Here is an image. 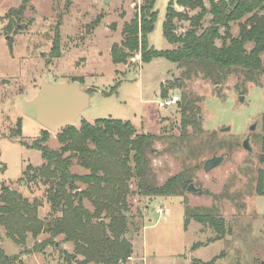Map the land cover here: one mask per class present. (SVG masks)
I'll use <instances>...</instances> for the list:
<instances>
[{"label":"rangeland","instance_id":"obj_1","mask_svg":"<svg viewBox=\"0 0 264 264\" xmlns=\"http://www.w3.org/2000/svg\"><path fill=\"white\" fill-rule=\"evenodd\" d=\"M144 1L28 0L22 15L7 17L9 8L22 0H0V193L2 186H8L29 202H37L38 216L46 224L60 215L50 209L52 181L28 180L32 173L26 171L27 165L44 162L40 151L31 145L45 128L22 112L21 102L32 98L48 81L76 80L89 89L90 100L74 126L97 118L130 120L138 132L157 136V154L151 158V166L158 184L190 169L191 182L203 189L185 190L181 196L130 193L124 236L132 243L133 257L124 264H264V193L257 191L264 163L259 160L261 142L256 137L262 131L264 76L260 86L246 83L245 89L236 86L234 74L219 87L201 76L185 80L180 87L181 68L165 57L142 62L136 53L125 62L114 63L112 46L121 45L125 23L139 12ZM168 1L154 3L157 19L148 43L157 50L176 46L163 35ZM205 5L209 6L207 0ZM177 10L193 15L199 8ZM210 17L209 13L204 16L202 27L208 25ZM175 24L179 34L189 28L185 19H175ZM231 27L236 35L238 23ZM251 46L247 44V48ZM261 58L264 61V51ZM175 94L179 96L175 105L157 108L160 98ZM184 94L194 100L198 117L195 124L186 126L180 116ZM253 123L255 128L250 131ZM227 127L229 130H224ZM60 131H49L48 147L60 148ZM248 134L252 151L242 146ZM222 153L225 156L219 165L203 169L206 159ZM70 170L79 175L89 173L76 158ZM134 182L130 181L131 191H135ZM77 185V192L86 187L80 181ZM83 203L93 209L87 198ZM186 206H215L225 220L223 237L212 241L216 231L195 220L184 228ZM48 235L43 231L34 239L27 233L25 243L18 244L0 225V246L6 254L17 257L13 264H64L59 248L73 253L74 243L63 241L62 234L55 237L57 246L48 244L43 250H32L35 242Z\"/></svg>","mask_w":264,"mask_h":264},{"label":"trees","instance_id":"obj_2","mask_svg":"<svg viewBox=\"0 0 264 264\" xmlns=\"http://www.w3.org/2000/svg\"><path fill=\"white\" fill-rule=\"evenodd\" d=\"M28 0L11 7L7 17H19ZM169 0L163 21V35L175 47L157 50L149 45L148 35L153 31L157 12L155 0H145L133 18L125 23L121 45L111 49L112 61L122 63L139 53L142 62L155 57H165L181 68L180 84L201 76L219 87L229 75L237 77V87L245 89L246 83L260 86L264 76V0ZM189 10L199 8L193 15L178 11L174 5ZM211 15L208 25L202 27L204 16ZM175 19L189 21V28L176 32ZM238 23L236 35L231 24ZM16 25V24H14ZM11 27L13 20H11ZM10 27V28H11ZM9 28V29H10ZM223 29V31H222ZM221 44L217 45L216 41ZM252 46L247 48V44ZM89 91V89H88ZM163 95L166 91L161 90ZM194 100L184 94L180 107L183 126L195 124ZM20 128V122H19ZM261 142L259 160L264 163V113L261 116ZM49 130L43 129L31 147L40 151L44 162L40 166L27 165L28 180L44 178L52 181L48 200L52 213L60 212L48 224L38 216V203L29 202L19 191L2 186L0 193V225L18 244H24L27 233L36 239L41 232L49 235L35 242L33 251H40L48 244L56 245L55 237L62 234L63 241L74 243V252L59 248L64 264H119L127 261L132 253V243L124 234L128 229L126 212L127 196L134 192L144 196H181L192 180V171L184 169L169 176L163 183L156 182L151 158L157 154L154 134L138 132L130 120L97 118L93 122L82 120L79 127L69 125L61 129L59 149L46 145ZM66 153H68L66 155ZM88 169L89 173H72V159ZM264 173H260L257 191L264 193ZM135 182V191L130 181ZM86 184L83 190L77 182ZM87 198L93 209L84 206ZM184 228L191 220L212 227L217 240L225 233V220L215 208L185 207ZM194 245L192 246V248ZM81 256L82 258H79ZM16 256L6 254L0 246V264H13Z\"/></svg>","mask_w":264,"mask_h":264},{"label":"water","instance_id":"obj_3","mask_svg":"<svg viewBox=\"0 0 264 264\" xmlns=\"http://www.w3.org/2000/svg\"><path fill=\"white\" fill-rule=\"evenodd\" d=\"M108 1V0H105ZM9 39V36L6 37ZM243 101L244 96H239ZM90 93L86 85L79 81L70 83L64 81L44 83L39 91L30 99L21 102V110L24 114L39 122L45 129L49 131H58L74 122L80 117L81 113L89 107ZM255 124L250 126V131L254 130ZM224 130H229V127ZM250 134L243 140L242 146L248 151H252L250 145ZM224 154H214L212 157L205 160L203 169L208 171L219 165ZM186 191L202 192L201 187H197L193 182H190ZM58 242H56V246Z\"/></svg>","mask_w":264,"mask_h":264},{"label":"built area","instance_id":"obj_4","mask_svg":"<svg viewBox=\"0 0 264 264\" xmlns=\"http://www.w3.org/2000/svg\"><path fill=\"white\" fill-rule=\"evenodd\" d=\"M179 101V96L178 95H170V96H167V97H164V98H160L157 102V108L158 109H165L167 107H170V106H173L175 105L177 102ZM131 257L129 256L128 257V260L130 259ZM125 262L123 261H120L119 264H124Z\"/></svg>","mask_w":264,"mask_h":264},{"label":"crops","instance_id":"obj_5","mask_svg":"<svg viewBox=\"0 0 264 264\" xmlns=\"http://www.w3.org/2000/svg\"><path fill=\"white\" fill-rule=\"evenodd\" d=\"M174 7H175V9L177 10V8H180V7H182V6H178V5L175 4ZM178 11H180V10H178ZM165 14H166V13H165ZM171 46H173V44H171ZM172 48H173V47H172ZM132 255H133V251H132L131 256H130L131 258H130L129 260L132 259V257H133Z\"/></svg>","mask_w":264,"mask_h":264}]
</instances>
